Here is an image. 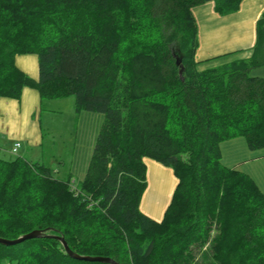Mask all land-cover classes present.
<instances>
[{"label": "trees", "instance_id": "obj_1", "mask_svg": "<svg viewBox=\"0 0 264 264\" xmlns=\"http://www.w3.org/2000/svg\"><path fill=\"white\" fill-rule=\"evenodd\" d=\"M203 2L0 0V98L31 88L103 115L78 185L0 147V238L44 232L0 243V264H103L71 257L55 237L118 264H264V193L221 151L237 138L264 150V78L249 74L264 66V12L249 58L200 68L233 54L195 60L192 9ZM27 54L37 79L15 64ZM146 158L177 179L159 222L140 209Z\"/></svg>", "mask_w": 264, "mask_h": 264}, {"label": "crops", "instance_id": "obj_2", "mask_svg": "<svg viewBox=\"0 0 264 264\" xmlns=\"http://www.w3.org/2000/svg\"><path fill=\"white\" fill-rule=\"evenodd\" d=\"M216 1L204 0L202 4L192 9L198 28L199 44L195 60L204 62L234 52H239L237 54L239 57L236 59L249 58L256 41L257 22L264 12V0H242L237 11L225 15L216 10ZM15 64L30 77L38 78L39 66L36 55H18L15 58ZM255 76L264 78V72H258ZM42 103L38 91L31 88H25L18 100L0 98V147L7 155H12L11 148L19 142L21 144L19 156L32 159L35 150L42 145V127L37 118ZM94 132H96V126L92 129V139H94ZM229 147L233 150L229 151ZM246 147V142L241 138L223 142L221 144L222 162L223 164L226 162L224 165L227 167H237L250 175L264 193V150L250 151L248 149L250 152H246ZM225 151L233 153L231 159L224 157ZM144 161L147 165L149 186L143 194L140 209L145 215L159 222L170 202L177 179L172 169L148 158ZM162 176L171 181V190L168 192L165 206L159 215H156L151 212V207H146V198L151 193L150 183H162Z\"/></svg>", "mask_w": 264, "mask_h": 264}, {"label": "rangeland", "instance_id": "obj_3", "mask_svg": "<svg viewBox=\"0 0 264 264\" xmlns=\"http://www.w3.org/2000/svg\"><path fill=\"white\" fill-rule=\"evenodd\" d=\"M228 57L226 59L219 57V60L216 59V61L200 65V68L218 66L223 62L238 58L239 55L233 53ZM258 72H264V66L252 68L249 74L252 77H260L255 76ZM86 115L89 116L86 117ZM37 118L42 127L43 142L35 150L32 159L29 158L28 160L48 166L58 177L66 180L70 179L71 183L78 185L86 172L103 121V115L86 111L76 112L75 99L71 96L43 101ZM95 126L96 132H94V139H92V129H95ZM241 140L245 141L244 138H241ZM233 144L236 145L237 143ZM228 150L232 151L233 149L229 147ZM245 150L250 152L247 147ZM19 155L17 153L16 155L8 154L6 156L13 158ZM232 156L233 153L225 151V158H232ZM162 177V183H150L152 186L151 193L148 195V199L146 198V207H151V212L156 215H159V212L165 206L168 192L171 190V181L165 176ZM147 186H149L148 179ZM198 260L199 264H204L203 257L200 256Z\"/></svg>", "mask_w": 264, "mask_h": 264}, {"label": "water", "instance_id": "obj_4", "mask_svg": "<svg viewBox=\"0 0 264 264\" xmlns=\"http://www.w3.org/2000/svg\"><path fill=\"white\" fill-rule=\"evenodd\" d=\"M43 235H44L43 231L35 230V231H32L29 234H26V235L22 236L21 238L15 240V241H9V240H5V239L0 238V243L1 244H5V245H11V244H14V243H16L18 241L24 240V239L37 238V237H41ZM47 236H49V235H47ZM50 237H52V236H50ZM55 238H57L63 244L65 250L67 251V253L71 257H74V258H77V259L88 260V261L100 262V263H103V264H118L113 259L108 258V257H81V256H78V255L74 254L69 249V247L67 246L66 242L64 241V239L62 237H55Z\"/></svg>", "mask_w": 264, "mask_h": 264}, {"label": "built area", "instance_id": "obj_5", "mask_svg": "<svg viewBox=\"0 0 264 264\" xmlns=\"http://www.w3.org/2000/svg\"><path fill=\"white\" fill-rule=\"evenodd\" d=\"M20 147H21V144L19 142L15 143L13 147L11 148V154L16 155Z\"/></svg>", "mask_w": 264, "mask_h": 264}]
</instances>
